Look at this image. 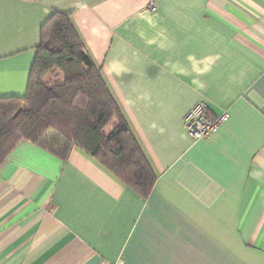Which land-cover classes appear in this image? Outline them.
Returning a JSON list of instances; mask_svg holds the SVG:
<instances>
[{
    "label": "crops",
    "instance_id": "1",
    "mask_svg": "<svg viewBox=\"0 0 264 264\" xmlns=\"http://www.w3.org/2000/svg\"><path fill=\"white\" fill-rule=\"evenodd\" d=\"M55 11L157 180L143 196L79 147L21 139L0 164V264H264V0H0V97L26 94ZM200 101L229 117L194 139Z\"/></svg>",
    "mask_w": 264,
    "mask_h": 264
},
{
    "label": "trees",
    "instance_id": "2",
    "mask_svg": "<svg viewBox=\"0 0 264 264\" xmlns=\"http://www.w3.org/2000/svg\"><path fill=\"white\" fill-rule=\"evenodd\" d=\"M24 138L63 159L79 147L143 196L157 180L71 12L42 26L26 94L0 97V164Z\"/></svg>",
    "mask_w": 264,
    "mask_h": 264
},
{
    "label": "built area",
    "instance_id": "3",
    "mask_svg": "<svg viewBox=\"0 0 264 264\" xmlns=\"http://www.w3.org/2000/svg\"><path fill=\"white\" fill-rule=\"evenodd\" d=\"M229 117L228 111L212 116L205 102L200 101L186 115V127L194 139L207 138L217 132L220 125Z\"/></svg>",
    "mask_w": 264,
    "mask_h": 264
},
{
    "label": "rangeland",
    "instance_id": "4",
    "mask_svg": "<svg viewBox=\"0 0 264 264\" xmlns=\"http://www.w3.org/2000/svg\"><path fill=\"white\" fill-rule=\"evenodd\" d=\"M50 75H52L51 77L54 78V75H55V74H50ZM111 125H112V124H110V126H111ZM110 126H108L107 128H110Z\"/></svg>",
    "mask_w": 264,
    "mask_h": 264
}]
</instances>
